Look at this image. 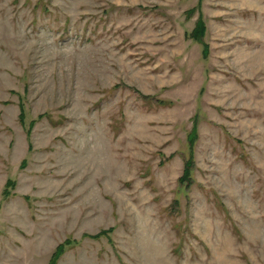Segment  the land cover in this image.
Listing matches in <instances>:
<instances>
[{
  "label": "rangeland",
  "instance_id": "374dc122",
  "mask_svg": "<svg viewBox=\"0 0 264 264\" xmlns=\"http://www.w3.org/2000/svg\"><path fill=\"white\" fill-rule=\"evenodd\" d=\"M65 240L55 264H264V0H0V264Z\"/></svg>",
  "mask_w": 264,
  "mask_h": 264
},
{
  "label": "trees",
  "instance_id": "16d2710c",
  "mask_svg": "<svg viewBox=\"0 0 264 264\" xmlns=\"http://www.w3.org/2000/svg\"><path fill=\"white\" fill-rule=\"evenodd\" d=\"M192 11L193 10L190 9L189 12L191 13ZM205 32H206V24L202 18V15H200L198 17V19L196 20L195 25L192 28L191 32L188 34V36L191 39H193V40H195L201 44V56L204 59L207 58L209 55V45H208V43H206L204 41ZM141 97L144 99L149 98L147 96H142V95H141ZM160 103L162 104L163 102H160ZM20 119H21V121L23 120V115L20 116ZM197 137H198L197 129H196V125L194 124L192 129L188 133V136H187L188 155H187L186 159L184 160V170H183L181 177L179 178V182L186 184V186L189 185L191 183V180H192L191 179V172H192V169L194 166L193 147H194V144L197 140ZM12 184H13V181H11L10 179H7V181L5 183V187L10 186ZM3 195L4 196L7 195L6 189H4ZM111 232H112V228L103 229L94 235H90V237L95 238V239H98L102 236L107 237ZM67 244H70V240H65L64 242H62L56 246V248L54 249V251L51 255V258H50V264L56 263L57 259L64 252Z\"/></svg>",
  "mask_w": 264,
  "mask_h": 264
}]
</instances>
